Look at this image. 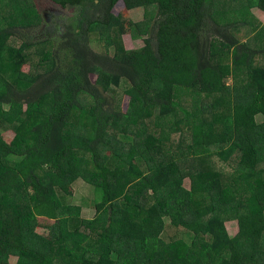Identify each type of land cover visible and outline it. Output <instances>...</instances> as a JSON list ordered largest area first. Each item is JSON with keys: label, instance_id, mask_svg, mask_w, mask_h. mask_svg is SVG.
<instances>
[{"label": "trees", "instance_id": "1", "mask_svg": "<svg viewBox=\"0 0 264 264\" xmlns=\"http://www.w3.org/2000/svg\"><path fill=\"white\" fill-rule=\"evenodd\" d=\"M49 1L80 12L48 58L59 24L14 46L35 2L0 0V264H264V0ZM153 6L126 49L129 12ZM176 87L198 97L180 119ZM79 180L93 219L69 203Z\"/></svg>", "mask_w": 264, "mask_h": 264}, {"label": "rangeland", "instance_id": "2", "mask_svg": "<svg viewBox=\"0 0 264 264\" xmlns=\"http://www.w3.org/2000/svg\"><path fill=\"white\" fill-rule=\"evenodd\" d=\"M34 2H35L34 8H36V11H33L32 14L30 13L29 15L30 20L34 24V27L21 29L19 35L12 40L11 44L16 46V45H21L24 41H29L30 39L32 41L42 40L44 39V37L42 36V33L47 28V23H49V21L51 22L50 24L57 22L59 24V27H56L54 29V32L56 33L57 36L52 46H50L48 49V51H50L48 55V58H49L56 52V50H61L63 40L60 34L65 35V33L69 32V30H67V27H69L70 25H73V22H71V19L76 20L78 18L80 11L77 8H74V9L70 8V9L64 10L52 4L49 0H34ZM218 3L224 6L226 10H228L230 0H218ZM31 4H33L32 1H31ZM230 10L231 9H229L228 11ZM220 11H224L222 7L212 8L213 13H217ZM248 13H249L248 17L244 15L243 18H241V20H245L247 22H249L250 20V22H252V18H251L252 15L250 14V12ZM253 13L258 18L257 19L253 15L254 20L257 19L259 21L260 20L264 21L263 11L255 9L253 10ZM156 16H157V9L154 6L150 8L136 9V10L129 12V15L126 19V23H127L126 32L122 33L121 35V39L123 40V43L126 49L136 50L143 46L144 36L140 34V26L138 25L149 24V26H151L154 20L157 18ZM252 26L253 25L251 23L250 27ZM244 29H247V27H245ZM149 30H150V27H149ZM234 33H235V29H234ZM148 35L149 34L147 33L146 36ZM93 37L95 38V35H93ZM209 45H211V47L215 51L222 52L224 50V46H222L217 40H215L214 37H211V36L209 37ZM90 46L98 53L107 52V49L104 47V45L96 40H94ZM32 57H33L32 61L30 60L31 63L34 66H38L37 70L43 71V68L38 65L41 57H38V55H33ZM257 63L260 65H264V57H260ZM45 67L49 68L48 66H45ZM227 83L232 84L233 78H230L227 81ZM127 88H128L127 85H123L120 88L112 90L110 93V95L114 96L118 101L117 103L118 110H121L127 106V103L123 102L125 98V91L127 90ZM175 90H177L175 92V95H176V99L180 107L176 113V117L180 119L184 117V113H183L184 110L192 111V108H193L192 105L196 101H198V97L194 96L191 91L186 90V89H180L179 87H176ZM230 102H232V99H230ZM230 107L231 105L226 106L227 109ZM257 122L259 124L263 123L264 118L262 116L258 117ZM148 125L150 127L153 125L152 120L148 121ZM198 158L200 159L201 157H198ZM210 160L212 159L210 158ZM225 165H226L225 163H222V162L220 163V161L218 164H216L212 160V162L207 164V170L212 169L214 167L216 171H218L219 167L225 168ZM230 166H233V164ZM230 169L231 168H228V170ZM207 170L204 171L205 174H207ZM191 186H192V182L190 181V179H185L184 187L189 190ZM74 187L76 188V194L74 198L72 197L69 203L71 205H74L75 207H82V209H84L82 216L85 219H93L96 215V211L94 210V207H93V201L97 199V194L94 190V187L88 184L84 180H79L78 182H76ZM58 191L61 196L64 195V193L60 189H58ZM101 199L102 198L100 194L98 201L100 202ZM227 229L232 238L236 237L239 234L238 224L235 221H229L227 223ZM174 233H175L174 231L172 230L170 231V234L173 235ZM166 238L167 239L165 240L167 242H170L169 238L168 237ZM17 262L18 260L16 258L12 259L13 264H17Z\"/></svg>", "mask_w": 264, "mask_h": 264}, {"label": "flooded vegetation", "instance_id": "3", "mask_svg": "<svg viewBox=\"0 0 264 264\" xmlns=\"http://www.w3.org/2000/svg\"><path fill=\"white\" fill-rule=\"evenodd\" d=\"M51 22L49 21V24H50Z\"/></svg>", "mask_w": 264, "mask_h": 264}]
</instances>
